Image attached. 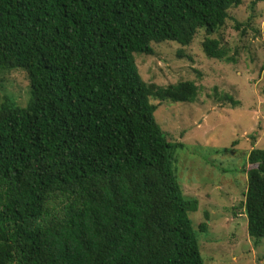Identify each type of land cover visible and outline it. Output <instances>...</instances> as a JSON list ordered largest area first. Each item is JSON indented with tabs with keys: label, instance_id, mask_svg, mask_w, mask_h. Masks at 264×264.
<instances>
[{
	"label": "trees",
	"instance_id": "obj_1",
	"mask_svg": "<svg viewBox=\"0 0 264 264\" xmlns=\"http://www.w3.org/2000/svg\"><path fill=\"white\" fill-rule=\"evenodd\" d=\"M241 4L0 0V75L22 71L29 88L22 103L0 85V264H204L198 233L209 216L194 229L199 202L177 176L185 146L157 117L195 102L198 87L147 83L136 59L153 44L218 33ZM220 46L207 37L203 51L235 63ZM248 162L231 211L261 241L264 149Z\"/></svg>",
	"mask_w": 264,
	"mask_h": 264
},
{
	"label": "rangeland",
	"instance_id": "obj_2",
	"mask_svg": "<svg viewBox=\"0 0 264 264\" xmlns=\"http://www.w3.org/2000/svg\"><path fill=\"white\" fill-rule=\"evenodd\" d=\"M254 2L231 8L225 27L214 35L201 31L188 47L153 44V56L136 59L147 83L190 81L198 87L195 102L167 104L157 117L185 146L177 151V176L185 196L199 202L190 216L194 229L209 216L208 232L198 233L204 264H264V239H252L247 219L231 211L244 200L251 151L264 149V1ZM207 37L218 39L236 62L207 57ZM0 85L19 102L28 98L22 71L1 74ZM3 95L0 87V102Z\"/></svg>",
	"mask_w": 264,
	"mask_h": 264
}]
</instances>
